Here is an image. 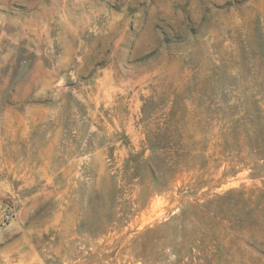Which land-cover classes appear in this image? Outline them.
I'll return each mask as SVG.
<instances>
[{
    "label": "rangeland",
    "instance_id": "374dc122",
    "mask_svg": "<svg viewBox=\"0 0 264 264\" xmlns=\"http://www.w3.org/2000/svg\"><path fill=\"white\" fill-rule=\"evenodd\" d=\"M257 85L264 0H0V264H264Z\"/></svg>",
    "mask_w": 264,
    "mask_h": 264
},
{
    "label": "trees",
    "instance_id": "16d2710c",
    "mask_svg": "<svg viewBox=\"0 0 264 264\" xmlns=\"http://www.w3.org/2000/svg\"><path fill=\"white\" fill-rule=\"evenodd\" d=\"M220 125L221 131L217 135V140L221 144L223 153L227 151L239 152L240 149L246 147L264 159V85L253 87L250 97L239 104L238 113L221 120ZM172 136L171 138L179 142L188 138L186 134L179 131ZM194 151V149H188L169 153L171 158L175 159V165L172 166L175 168V173L181 166L178 164L186 160L185 157H191ZM176 165L178 166L176 167Z\"/></svg>",
    "mask_w": 264,
    "mask_h": 264
}]
</instances>
